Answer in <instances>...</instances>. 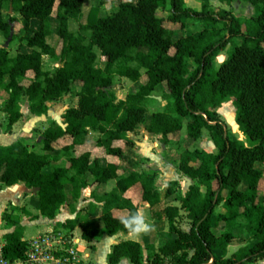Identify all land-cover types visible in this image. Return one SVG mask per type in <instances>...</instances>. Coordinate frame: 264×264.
<instances>
[{"label":"trees","instance_id":"16d2710c","mask_svg":"<svg viewBox=\"0 0 264 264\" xmlns=\"http://www.w3.org/2000/svg\"><path fill=\"white\" fill-rule=\"evenodd\" d=\"M85 1L0 0V32L8 38L14 26L12 41L18 39L31 48L13 56L9 48L0 46L6 132L23 118V102L31 115H46L49 103L72 94L75 84L79 85L78 103L63 114L64 126L53 122L40 134V152L30 149L22 138L0 144V182L38 188L40 213L54 219L68 202V187L74 200L82 197L89 186L88 172L97 184L116 179L111 191L91 194L101 204L102 229L82 211L62 224L69 230L80 224L81 236L88 243L104 233H130L124 221L139 215L143 207L150 209L154 219L168 222L167 239L159 248L153 242L143 246L136 240H123L113 245L109 264L123 259L130 264H253L263 260L264 194L259 184L264 170L256 163L264 162V0H241L253 7L252 16H236L227 9L216 12L208 0L199 10L187 6L185 0H121L117 9L102 14L101 7L109 1L98 0L82 22ZM219 2L230 6L234 0ZM6 3L13 9L7 16L2 12ZM166 9L164 16L160 11ZM51 17L58 21L59 51L47 40L52 34ZM185 18L202 20L207 26L197 34L173 39L175 29L167 27L166 21L183 24ZM34 19L37 29L31 26ZM70 20L79 22L77 34L71 31ZM16 23L21 25L19 30ZM237 37L239 44L233 41ZM229 44L225 59L218 63ZM97 50L102 67L96 65ZM44 55L60 63L52 73L42 68ZM117 76L139 81L140 86L118 99ZM163 83L165 105L152 113L149 133L160 134L167 144L169 135L182 130L184 118H189L187 138L197 141L206 129L216 147L213 153L198 148L180 151L178 169L192 180L184 194L177 180L160 190L155 171L119 174L114 163L101 166L96 161L91 166L90 151L77 154L90 133L97 132L94 144L121 157L124 150L116 142L129 144L128 133L146 122L151 95ZM231 100L244 141L231 138L218 112ZM67 136L70 143H61ZM55 144L61 145L63 164L45 172ZM95 208L90 203V211ZM115 209L127 213L118 217ZM184 218L188 230L182 226ZM5 238L7 256L24 254L26 242L21 233L14 231ZM238 239L243 245L234 253L224 258L216 255V250L226 253Z\"/></svg>","mask_w":264,"mask_h":264},{"label":"crops","instance_id":"0c3cea01","mask_svg":"<svg viewBox=\"0 0 264 264\" xmlns=\"http://www.w3.org/2000/svg\"><path fill=\"white\" fill-rule=\"evenodd\" d=\"M50 21L52 25V34L47 38V40L52 46L56 47V44L52 43V41L50 40L54 36L58 38L57 35L58 21L54 17H51ZM73 21L76 20H72V21L70 20V24ZM31 26L33 29H37L38 21L35 19L32 20ZM71 31L73 30L71 29ZM0 46L3 45L0 44ZM8 48L10 54L13 56L16 55L19 51L20 52L31 51V48H28L24 44L21 45L20 43H18L15 50H13L14 48L12 45L9 46ZM45 60H48V63H45ZM46 64H48L49 66L47 67ZM59 65L60 63L54 60L53 58H51L49 55L43 56L42 68L44 71L52 73L54 69ZM99 66L102 67L103 64ZM29 76L32 75L29 74ZM117 79L121 83L119 85V88L115 86V90L118 91L119 89H121L120 87L129 86L130 87L129 92H134L140 86L139 81L134 82L128 78L119 77V76L116 77V80ZM8 81H9V77L6 76V82ZM166 89H167L166 84L163 83L157 86V88L154 90V92L151 95V100L148 104L149 105L148 107L150 108V112L146 113V122L144 124L138 125L135 128V130L128 133V137L130 140L129 144H126L124 141L116 142V145L121 146L124 150V154L121 157L108 154L104 149L99 148L94 144L95 139L99 136V133L97 132L90 133L89 141L86 143V145L80 148L77 154L83 151H90L91 166H93L96 163V161L101 166H107V164L109 163H114L119 166V174H127L129 172L140 173V172L155 171L156 186L158 187L159 183L163 184L162 187H158L160 190H163L167 186V184L173 180L179 181L181 185L180 178H182L186 184L185 189L181 188V191L184 194L188 186L192 184V180L187 176H184L178 169V155L180 151L186 148L190 150L198 148V149H203L206 152L213 153L216 152V147L213 141L211 140L208 131L206 129L203 130L201 138L198 139L197 141H192L187 138L186 127L188 122L190 121L189 118H184L182 130H180L178 133L169 135V142L167 144L161 141L162 136L160 134L149 133L148 126L151 121L152 113L154 111L163 109L165 105V101L162 99V94L164 91H166ZM78 90H79V85L75 84V88H73V93H75L76 95L75 97L76 104L72 105L71 107L76 106L78 103V96L76 94ZM129 92H127L122 97L117 96L118 99H124ZM6 95H7L6 92L0 89V144L1 145H9L18 139L17 136L18 132L15 131V126H17V123H19L21 120H24L26 116L27 118L35 117L37 118V120H40L44 116V115L42 116L31 115L28 112V106L26 103V110L24 111L22 109L24 113L23 118L19 120L16 124H14L11 132H6V124H7L6 114L1 110V106L3 104ZM55 102L49 103V106ZM63 108L66 111L69 108V106ZM218 112L222 120H226L229 128H231L232 130V133L236 134L235 137H231V138L244 141L243 136L238 132V126L235 119V108L233 106L232 100L227 103H224L222 107L218 109ZM62 119H63V115H62ZM59 124L64 126V123H59ZM13 131L16 133H13ZM228 133L231 136L230 132ZM11 135L14 136L15 139L6 141L8 136ZM65 140L67 141V143H70L71 141V139L68 136L65 138ZM185 144L187 145L184 146ZM41 147L42 146L39 144L40 149H32V150L40 152ZM50 153L52 155V160L51 163L45 167L44 169L45 172H50L54 167L63 164L64 161L63 156L61 155V149L55 148ZM256 167L264 170V162H257ZM87 181L89 183V186L83 191L82 197L78 200H74L70 196L69 187H68L67 189L68 202L58 210L56 217L54 219H48L47 217H44L40 213L37 191L34 192L33 188H28L23 182H19L12 186H7L4 185L2 182H0V239L6 241L5 236L14 231L17 232L19 231V233L22 234V240H23V239H30L32 237H36L42 233L60 230L70 235L74 239L76 243L75 247H77L79 250L78 253L79 262L77 264H109L108 254L111 252L113 245L123 240H129V239L136 240L140 242L143 246H145L147 243L153 242L155 244V247L158 242L160 245L156 248H159L166 241L167 238L165 235L168 232V222L166 220L158 221L154 219L151 215L150 209H148L147 207H143L139 210V216L144 217L145 220L150 225V229L146 232H141V233L118 232L114 235H108L104 233L97 240L93 241L92 243H88L81 236L82 229L80 227V224L77 225L74 230H69L63 227L62 224L69 219H73L78 211H82V213L84 214L86 213V215L89 217L91 223L94 226L100 229L104 227V224L101 220V204L95 203L91 197V194L92 192H94L97 195H102L105 192L111 191L116 186L117 180L112 179L106 183L97 184L94 182L93 175L90 172H88ZM241 188L245 190L247 188V184L243 182L241 184ZM259 190L262 194H264V177L260 181ZM90 203H93L96 206V208L93 211H90L89 209ZM171 204L179 205V202L173 201L171 202ZM9 207H14L15 209L14 214L17 215L16 217L11 218L12 222L10 224L7 222V219L3 215L4 212H6V209ZM113 213L115 216L123 217L126 215L127 211L115 209L113 210ZM181 213L184 212L181 211ZM79 227H80V234H77L76 231ZM183 228L185 230H188L189 226L188 225L186 227L183 226ZM216 229H218V232H216ZM214 232L219 234L220 229L215 228ZM242 245L243 244L241 243V239H238L227 247L226 253H224L222 250H216V255L219 258H224L225 256H229L232 253H234ZM81 261H83V263H81ZM260 261L261 260L253 264H258L260 263ZM118 264H130V262L128 259H123Z\"/></svg>","mask_w":264,"mask_h":264},{"label":"rangeland","instance_id":"374dc122","mask_svg":"<svg viewBox=\"0 0 264 264\" xmlns=\"http://www.w3.org/2000/svg\"><path fill=\"white\" fill-rule=\"evenodd\" d=\"M108 1L109 2L107 4H105L101 7V13L102 14L111 13L113 10H115L117 8V6L121 0H108ZM110 1H112V2H110ZM204 1L205 0H185L187 6L198 9V10L201 9L202 3ZM97 3H98V0H86L85 1V4L83 6V15H82L80 21L85 22V18L87 17V14L89 13L90 9L93 6L97 5ZM208 3H209V6L211 7V9L215 10L216 12L220 9H227L228 11H230L232 14H234L236 16H252L254 14L253 7L249 3L241 1V0H234V2L230 6L223 5L222 3L219 2V0H208ZM168 6H169V4H168ZM2 12L6 16H7L8 12H10V10L8 9V3L5 4V7H4V9H2ZM160 13L164 16H167V14H168L167 9L160 11ZM78 24H79V22H77V21H73L70 24V28L74 31V33H78ZM165 24L167 27L175 29V32L173 33V39H176L177 37H179L181 35H185V34H191V33L197 34L202 28L207 26L204 23V21H202V20H194V19H189V18H185L183 24L182 23H173V22H169V21H166ZM20 27H21L20 24H18V23L15 24L16 30H19ZM0 35H2V36H0V44L3 45L6 42L7 38L2 33H0ZM50 41H52V43L56 44L57 50L59 51L60 43H59L58 38L56 36H54L51 38ZM233 41H234V43L239 44V43H241V38L237 37ZM18 43H19V40L16 39L14 41H11L9 46L12 45L14 48L13 50H15ZM230 47H231V44H229L227 46L226 50H224L218 56V63H220L221 61H223L225 59L227 50ZM97 52H98L99 56H98V61H97L96 65L99 66V65L103 64V58L101 57L99 50H97ZM45 63H48V60H45ZM46 66L48 67L49 65L46 64ZM120 84L121 83L117 79L116 80L117 88H119ZM74 88H75V86H74ZM120 88L121 89H119V91L115 90L118 97H122L123 95H125L127 92L130 91L129 86L120 87ZM75 97H76L75 93L69 94V95H66L64 98H62L61 100H59L55 103H52L49 106L48 113L46 115H44L40 120H37V118H35V117L27 118V116H26L24 120H21L19 123H17V126H15V131L18 132V135H17L18 138H22L30 149H40L39 144H38L40 134L45 130V128L48 125H50L53 122L63 123L62 115L65 111V109L63 107H66V106L71 107L72 105H75L76 104ZM22 109L24 111L26 110V102L22 103ZM148 112H150L149 107L147 109V113ZM222 121H224L226 123L227 128H228V132H230L231 137H235L236 134L232 133V130H231V128H229L226 120H222ZM5 124H6V122H5ZM5 124H4V127H5ZM230 127H231V125H230ZM2 129H3V127H2ZM16 132L13 131V133H16ZM14 139H15V137L11 135V136H8L6 141H10V140H14ZM66 142L67 141L65 139H64V141H61V143H66ZM186 145L187 144H185L184 146H186ZM55 146L58 149H60V147H61L60 144H55ZM83 149H86V148H83ZM180 182H181V188L185 189V187H186L185 181H183V179L180 178ZM162 185H163L162 183H159L158 187H162ZM14 210H15L14 207H9L6 209V212H4V214H3L5 218L7 217V222L9 224L12 222L11 218L17 216L16 214H14ZM187 225H188L187 220L184 218L182 226L186 227ZM76 232H77V234H80V227L77 229ZM216 232H218V229H216ZM159 245L160 244L157 242L156 247H158ZM81 263H83V261H81ZM258 264H264V260H261L260 263H258Z\"/></svg>","mask_w":264,"mask_h":264},{"label":"built area","instance_id":"2783aa9c","mask_svg":"<svg viewBox=\"0 0 264 264\" xmlns=\"http://www.w3.org/2000/svg\"><path fill=\"white\" fill-rule=\"evenodd\" d=\"M26 242V250L20 257L7 256L6 241L0 239V264H77L79 250L74 239L62 232L51 231L42 233Z\"/></svg>","mask_w":264,"mask_h":264},{"label":"clouds","instance_id":"9594fccd","mask_svg":"<svg viewBox=\"0 0 264 264\" xmlns=\"http://www.w3.org/2000/svg\"><path fill=\"white\" fill-rule=\"evenodd\" d=\"M126 227L133 233L146 232L150 229L149 223L144 217L132 214L124 221Z\"/></svg>","mask_w":264,"mask_h":264},{"label":"water","instance_id":"95a60500","mask_svg":"<svg viewBox=\"0 0 264 264\" xmlns=\"http://www.w3.org/2000/svg\"><path fill=\"white\" fill-rule=\"evenodd\" d=\"M10 13H13V9L12 7L10 8ZM13 35H14V26L11 27V31H10V35L9 37L6 39V42L3 44V47L4 48H8L9 47V44L10 42L12 41L13 39ZM34 192L38 191V188H33Z\"/></svg>","mask_w":264,"mask_h":264}]
</instances>
